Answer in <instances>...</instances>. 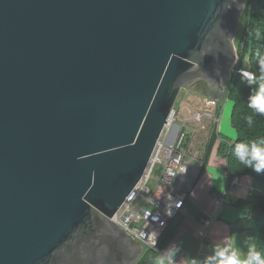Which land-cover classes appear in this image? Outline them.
Wrapping results in <instances>:
<instances>
[{"label": "water", "instance_id": "water-1", "mask_svg": "<svg viewBox=\"0 0 264 264\" xmlns=\"http://www.w3.org/2000/svg\"><path fill=\"white\" fill-rule=\"evenodd\" d=\"M246 3L0 0V264L139 259L110 217L180 90L230 81Z\"/></svg>", "mask_w": 264, "mask_h": 264}, {"label": "crops", "instance_id": "crops-1", "mask_svg": "<svg viewBox=\"0 0 264 264\" xmlns=\"http://www.w3.org/2000/svg\"><path fill=\"white\" fill-rule=\"evenodd\" d=\"M205 96L212 97L209 94ZM223 98L228 97H222L218 102L220 103ZM204 99L205 97L201 101L203 102ZM233 106L234 102L229 108L228 104L225 105L227 112L224 111L226 123L223 133L227 136L221 134L219 130L220 136L206 159L204 155L212 135L213 122L208 119L204 121L209 129H200L198 123L188 124L191 129H198L195 133L196 137L205 136V145L202 147L203 150L195 155L188 154L189 173L177 179V184L187 194L185 206L171 220L167 235L172 232V239L164 247L159 246L158 251L155 250L158 256L153 264H160V258L171 248H176L177 252L171 260L165 259V264H193V262L217 264V253L221 249L235 250L240 258L244 259L254 246L252 236L247 229L252 224L253 214L248 209L236 205L235 202L247 198L250 194H264V179L242 175L238 176L239 181L234 188H228V159L221 153L220 147L222 143H230L238 138V132L232 124ZM207 108L220 115L218 117L221 119L222 107L220 114L215 106ZM216 175H220V178L212 179V176ZM221 197L225 199L223 203H220ZM203 219H210L212 222L209 226H205ZM200 233H205L206 236L201 238ZM141 247L140 256L147 250L145 249L147 247L142 245Z\"/></svg>", "mask_w": 264, "mask_h": 264}, {"label": "built area", "instance_id": "built-area-1", "mask_svg": "<svg viewBox=\"0 0 264 264\" xmlns=\"http://www.w3.org/2000/svg\"><path fill=\"white\" fill-rule=\"evenodd\" d=\"M218 105V99L205 98L201 107L189 110L182 124H177L180 113L175 108L171 111L143 177L110 217L133 241L159 250L158 243L162 235L171 220L184 208L187 198L184 189L177 184V179L189 173L188 150L198 131L197 128L191 129L188 124L198 123L200 129H209L204 123L208 119L219 133L220 115L207 108ZM155 172H158L157 175ZM238 181V176L229 179L228 188H234ZM224 201L221 197L220 203ZM203 222L209 226L212 220L203 219ZM199 235L201 238L206 236L205 233Z\"/></svg>", "mask_w": 264, "mask_h": 264}, {"label": "trees", "instance_id": "trees-1", "mask_svg": "<svg viewBox=\"0 0 264 264\" xmlns=\"http://www.w3.org/2000/svg\"><path fill=\"white\" fill-rule=\"evenodd\" d=\"M243 32L240 40L241 66L243 58L249 55L250 71L253 76L247 77L243 72L231 73L230 84L225 97L233 100L232 124L238 132V138L230 143L221 144V153L228 159L229 179L251 175L264 179V172H256L253 168L241 164L234 155V148L237 143L251 144L264 139V115L258 114L249 107V102L264 83L261 76L259 61L264 59V0H247L243 13ZM221 102L217 107L218 114L221 111ZM251 120V123H249ZM210 141L206 147L204 158L206 159L214 146L216 139L220 136L216 126L213 125ZM236 205L248 209L251 214L252 224L247 228L252 236L255 248L264 254V194H250L247 198L239 199ZM169 227V226H168ZM168 227L162 235L158 247H164L172 239L173 233L167 235ZM143 254L134 264H153L158 256L157 251L145 248Z\"/></svg>", "mask_w": 264, "mask_h": 264}, {"label": "clouds", "instance_id": "clouds-1", "mask_svg": "<svg viewBox=\"0 0 264 264\" xmlns=\"http://www.w3.org/2000/svg\"><path fill=\"white\" fill-rule=\"evenodd\" d=\"M261 71L264 73V59L259 61ZM264 80V75L261 76ZM249 107L258 114L264 115V83L259 85L258 92L251 97ZM251 123V120H249ZM236 159L243 165L253 168L256 172H264V139L258 143L253 142L250 145L246 143H237L234 148ZM220 178V175L212 176V179ZM195 196V192H193ZM177 252L176 248H171L160 258V264H165V259L171 260ZM195 264V262H193ZM217 264H264V254L253 246L244 259H241L237 251L230 249H221L217 253Z\"/></svg>", "mask_w": 264, "mask_h": 264}, {"label": "rangeland", "instance_id": "rangeland-1", "mask_svg": "<svg viewBox=\"0 0 264 264\" xmlns=\"http://www.w3.org/2000/svg\"><path fill=\"white\" fill-rule=\"evenodd\" d=\"M242 32H243V18L241 20L239 29L237 31L236 37H235V46L236 49L238 51V57H237V61L236 63H234V66L231 69V72L234 73L235 71L237 72H243V71H247L250 70V64H249V55L246 54L245 57L243 58L242 61V65L238 66L239 61H241V52H240V40H241V36H242ZM230 84V81H229ZM228 84V85H229ZM205 94H208L207 91L202 90L199 88L198 85H190L187 87H184L180 90V94L178 95L174 108L180 113L179 114V119L177 121V124H182V120L183 117L186 116L189 112V110H192L194 108H197L199 106L202 105V99L206 96ZM221 106H222V112H221V121H220V131L221 134L224 132V128H225V123L226 121L224 120V114L225 112H227V109L225 110V105L228 104V108L229 105L233 104V100L231 98H223L221 100ZM212 107V106H209ZM225 111V112H224ZM208 132V131H206ZM224 135H226L225 133H223ZM227 136V135H226ZM205 145V136H197L194 138L193 143L190 145V149H189V153L191 156L195 155V153H197L198 151L203 150L202 147H204ZM158 172H155V175H157Z\"/></svg>", "mask_w": 264, "mask_h": 264}, {"label": "flooded vegetation", "instance_id": "flooded-vegetation-1", "mask_svg": "<svg viewBox=\"0 0 264 264\" xmlns=\"http://www.w3.org/2000/svg\"><path fill=\"white\" fill-rule=\"evenodd\" d=\"M228 82L226 84H222L221 82L211 84L210 82H208L206 80H198V81L194 82L193 84L198 85L200 89L207 91L210 96L211 95L220 96L222 94L220 96V97H222L225 95V93H226L225 91H227L228 84H229ZM129 254L132 255L131 252Z\"/></svg>", "mask_w": 264, "mask_h": 264}, {"label": "snow or ice", "instance_id": "snow-or-ice-1", "mask_svg": "<svg viewBox=\"0 0 264 264\" xmlns=\"http://www.w3.org/2000/svg\"><path fill=\"white\" fill-rule=\"evenodd\" d=\"M214 171V170H213Z\"/></svg>", "mask_w": 264, "mask_h": 264}]
</instances>
